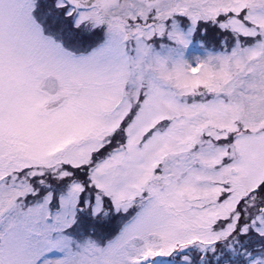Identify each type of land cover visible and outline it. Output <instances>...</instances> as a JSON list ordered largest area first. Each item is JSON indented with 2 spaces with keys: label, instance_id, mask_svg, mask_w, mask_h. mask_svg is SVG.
<instances>
[{
  "label": "snow or ice",
  "instance_id": "6c2138e0",
  "mask_svg": "<svg viewBox=\"0 0 264 264\" xmlns=\"http://www.w3.org/2000/svg\"><path fill=\"white\" fill-rule=\"evenodd\" d=\"M0 264H264V0H0Z\"/></svg>",
  "mask_w": 264,
  "mask_h": 264
}]
</instances>
